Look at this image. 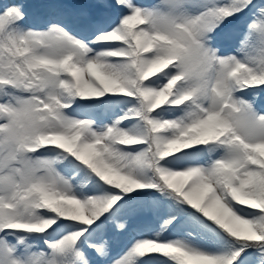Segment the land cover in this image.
Wrapping results in <instances>:
<instances>
[{
  "label": "snow or ice",
  "instance_id": "6c2138e0",
  "mask_svg": "<svg viewBox=\"0 0 264 264\" xmlns=\"http://www.w3.org/2000/svg\"><path fill=\"white\" fill-rule=\"evenodd\" d=\"M95 6L78 33L0 0V264H264V0Z\"/></svg>",
  "mask_w": 264,
  "mask_h": 264
},
{
  "label": "rangeland",
  "instance_id": "374dc122",
  "mask_svg": "<svg viewBox=\"0 0 264 264\" xmlns=\"http://www.w3.org/2000/svg\"><path fill=\"white\" fill-rule=\"evenodd\" d=\"M8 2L13 3L16 0H8ZM24 2L27 4L26 11L28 13L25 20L26 27H42L47 20L57 19L62 20L78 33L86 23L81 13L87 12L91 19H96L100 13L107 11L95 6L97 0H24ZM137 2L153 4L155 0H137ZM246 23L247 19L245 17L232 20L223 28L227 29L217 33L214 46L219 47L223 54L234 51L245 32ZM255 106L258 110L264 109V95L256 101ZM158 224V220L151 214L140 213L128 217L127 231L123 233H117L109 226L104 235L111 243L112 257L120 255L133 238L138 237L140 234L149 235V230L158 228ZM177 235H180V233L166 234L168 238H175ZM86 251H88L89 258L95 261V254L90 250Z\"/></svg>",
  "mask_w": 264,
  "mask_h": 264
}]
</instances>
